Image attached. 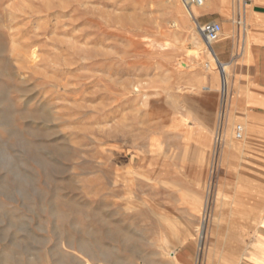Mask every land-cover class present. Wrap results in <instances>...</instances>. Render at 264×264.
Masks as SVG:
<instances>
[{
  "label": "rangeland",
  "instance_id": "rangeland-1",
  "mask_svg": "<svg viewBox=\"0 0 264 264\" xmlns=\"http://www.w3.org/2000/svg\"><path fill=\"white\" fill-rule=\"evenodd\" d=\"M195 9L0 0V264H159L177 239L201 258L239 241L221 198L229 87Z\"/></svg>",
  "mask_w": 264,
  "mask_h": 264
},
{
  "label": "crops",
  "instance_id": "crops-1",
  "mask_svg": "<svg viewBox=\"0 0 264 264\" xmlns=\"http://www.w3.org/2000/svg\"><path fill=\"white\" fill-rule=\"evenodd\" d=\"M205 1L203 6L194 5L196 22L221 23L223 36L211 51L217 61L225 63L223 82L229 87L223 113L225 137L217 133L221 135L219 146L224 143L220 162L228 163L232 186L221 197L229 202L231 215L224 227L240 236L236 244L226 241L224 253L217 255L215 246H210L209 255L202 258L194 245L179 244L177 239L175 250L164 248L159 264H264V0ZM228 66L229 83L224 78ZM234 121L244 128L241 139L236 137L238 124L232 133ZM168 231L182 232L184 226L172 225ZM91 264H137V260L129 256L119 262L97 260Z\"/></svg>",
  "mask_w": 264,
  "mask_h": 264
},
{
  "label": "built area",
  "instance_id": "built-area-1",
  "mask_svg": "<svg viewBox=\"0 0 264 264\" xmlns=\"http://www.w3.org/2000/svg\"><path fill=\"white\" fill-rule=\"evenodd\" d=\"M183 3H191L197 6H203L204 0H182ZM251 0H244L245 3ZM196 30L200 35L201 39L204 41L205 45L213 47L215 43L220 41L222 38L223 28L219 22H207L204 24L197 23ZM244 128L241 124L236 125V137L241 139L243 137Z\"/></svg>",
  "mask_w": 264,
  "mask_h": 264
},
{
  "label": "bare ground",
  "instance_id": "bare-ground-1",
  "mask_svg": "<svg viewBox=\"0 0 264 264\" xmlns=\"http://www.w3.org/2000/svg\"><path fill=\"white\" fill-rule=\"evenodd\" d=\"M204 4H205V0H204ZM186 5H187V7H188V9L190 10V8H191V6H193V4H189V3H186ZM191 11V10H190ZM196 24H197V22H196ZM193 43H195V45L196 46H201V47H203V44L200 42V40H197V38H196V36L193 34ZM205 46H208V45H205ZM204 46V47H205ZM210 49L211 48H213V47H210V46H208ZM211 55H212V53H211ZM211 58V57H210ZM212 59V58H211ZM185 64V63H184ZM218 64H219V67L221 68V69H224V67H225V64H223V63H220V61H218ZM218 67V68H219ZM224 78H226V74L224 73Z\"/></svg>",
  "mask_w": 264,
  "mask_h": 264
}]
</instances>
